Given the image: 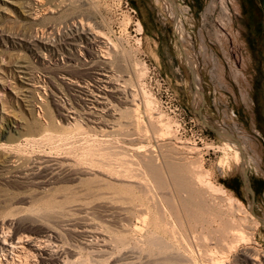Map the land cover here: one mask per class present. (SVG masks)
I'll list each match as a JSON object with an SVG mask.
<instances>
[{
	"label": "rangeland",
	"instance_id": "374dc122",
	"mask_svg": "<svg viewBox=\"0 0 264 264\" xmlns=\"http://www.w3.org/2000/svg\"><path fill=\"white\" fill-rule=\"evenodd\" d=\"M75 1L83 6L73 15L66 9L69 4ZM171 1L175 7H172L169 0H0V148L6 147L0 149V221L4 220L1 223L3 227L0 225V235L4 232L8 234L13 232V226L18 224L36 229L38 235H42L41 232L46 227L51 228L54 225L58 226L57 228H60L59 225L65 227L66 222L79 225L88 223L92 226L103 223L111 226L113 222L109 218L110 216L100 214L96 209L99 202L94 195L98 192L107 194L109 192L110 194L112 191L107 190L104 186L103 178L106 177L97 174V172L101 173L102 169L98 167V171L96 166L91 172L92 166L99 165L98 161L105 159L103 162H110L114 169L119 166L117 167L118 173H116V169V172H113L115 175L112 178L114 179L107 177L106 180L121 179L138 182L141 177L138 176L137 180L136 176L130 175L125 179L123 173L125 170L127 171V168L130 171V167L131 172H134V169L137 171V165L133 164L137 157L134 156L137 153H144L146 150H153L157 154L160 145L168 143L179 149L182 145L188 144L187 142L202 148L199 156L203 161V168L210 172V180L216 186L223 188L227 195L239 201L244 210L251 213L252 197L244 187V175L247 174L252 188L258 180L264 181V0ZM225 9L228 12L226 15ZM72 21H76V24L74 23L77 25L76 27L72 25ZM138 23L142 26L140 32L137 31ZM82 27H85L84 30L86 29L89 33L93 30L94 33L91 32V37L103 42L102 50L100 47L99 49L95 47L96 51H94L99 55V60L107 61L113 76L116 75L115 80L119 79V81L116 80L120 84L119 87L124 89L126 86L127 90H131L129 92L132 93L134 90L138 91L139 101L136 102L141 103L140 110L145 120V127H147L145 132L148 134L146 136V133L143 132L145 137L138 136L143 141L137 136L126 135L128 131L124 126L127 119L124 117L125 122H123L122 111H120L121 109L125 110V105L121 102L117 104L118 99H115V96L109 95L108 100L111 99V101L108 102L111 109L116 111L118 108V113L114 112L115 115L110 117L105 112L99 114L108 119L106 121L102 118V123L108 124L109 121H112L109 123H114L113 127L107 128L102 123L96 126L87 119L82 100L85 95L80 88L72 87L67 82L68 79L77 80L78 84L91 91L95 93L98 91L93 76L89 75L88 70L85 69L92 64L90 56L84 48L88 41L78 40V46L73 50H68L71 47L68 46L69 38L76 29L84 32ZM73 55L80 62L69 60V57ZM134 62H142L146 66L145 75L140 83L135 76L137 69ZM68 65L74 66L73 69L71 68L73 71ZM139 87H143L154 100V109L162 112L166 120L169 119L175 137L165 140L166 142L152 139V128L147 125L149 114L145 113L147 110L143 107V97ZM203 99L204 104H202ZM122 106L123 108H121ZM65 109H72L71 111L76 113L70 114L75 120L69 119V124L66 121V115L69 114ZM71 122L73 123L71 124ZM76 123L79 125H75ZM123 124L124 126H121ZM76 128H80L79 131ZM113 128H116L115 131ZM225 130L237 139L235 142L243 149L247 159L249 158L250 166L240 165L236 159H232L231 153L230 157L226 159L224 151L219 148L227 143L225 138L219 134ZM112 134L114 139L116 138L115 140ZM25 136L37 142H29L28 147L24 140ZM131 138L137 139L132 142ZM101 140L103 142H99ZM115 141L119 143L123 141L124 144L128 141L129 143L127 142L125 145L122 143L118 149L113 146V144L120 145ZM65 142L68 143V146L70 145L69 148L65 147ZM51 145L56 149H52ZM102 145L107 147L104 148ZM93 147H96L95 150ZM112 147L116 149L111 151ZM101 148L104 149L102 150L103 154L105 152L115 153V155L118 154L119 159L123 158L124 161L120 159L123 162H118L119 159L116 156L117 159L114 160L112 154H109V157L106 156V153L104 155L107 159H102V156L99 157L100 159L95 158L97 154H101L94 152L97 150L102 152ZM125 149L127 154L124 153ZM141 149L144 151L140 152ZM183 149L180 150L186 152ZM120 150L123 153L122 151L120 153ZM18 152H27L26 156L31 159L43 157L60 161L61 166L63 165L65 169H62L61 175H57L59 177L56 176L53 180L49 179L55 183L48 181L47 185H44L46 188L21 182L20 179L14 177L17 174V169L15 168V171L11 169L4 158L14 156ZM94 154L95 157L92 158ZM76 156L82 161L84 159V163L81 160L76 161ZM81 156L82 158H80ZM109 158L113 159L109 161ZM85 159L88 162L86 166H84L87 163ZM92 159L95 160L94 164H91ZM127 159L130 160V163H127ZM106 160L108 161L106 162ZM226 160L229 161V164L226 163ZM112 161L115 164H112L114 163ZM78 162L82 165L79 166ZM95 162L97 163L95 164ZM67 164L68 168L66 169ZM122 165L126 166L125 170ZM83 168L82 175L79 174L75 177V173L83 171ZM105 168L114 171V169H110L111 167ZM61 177L65 182H59ZM94 177L97 181L100 180L99 182L103 186L96 183ZM89 178L93 181L91 182ZM66 186L71 189L73 187L74 191L71 192ZM58 188L60 191L56 192ZM64 188L70 190H68L69 195L67 191L63 190ZM53 204L55 207H52ZM57 205H61V207ZM76 206H80V208L83 206L81 209H85L84 212L82 210L74 211ZM62 208L64 210L62 212L65 214L58 213ZM91 208L92 210H89ZM52 210H56L58 214H54L56 212ZM254 211L256 215H253L254 217L259 216L264 220L263 194L255 198ZM72 212L74 213L72 214ZM61 214H64L65 217ZM138 221L140 222V219L137 220V225L143 224L142 221L140 223ZM111 227L113 228L114 225ZM2 228L4 230L8 228L7 232H3ZM65 236L62 238L65 242V251L71 250L69 258L74 260L78 257L77 252H73L74 248L71 246L74 239L72 237L70 239L67 233ZM254 241L255 247L264 251L263 225L258 227ZM244 248L246 245L241 246L242 250ZM85 252L82 251V257H84L82 259L86 260L84 264H160L156 258L144 256L145 253L144 255L138 254V256L135 254V257L128 256V260L126 257H123L126 259H122L120 256V260L119 255L115 252L112 255L113 258L108 257L111 254H105L108 256H95L96 259L93 260V257ZM99 257L102 259H98ZM138 257H140L139 260ZM89 258L93 261H89Z\"/></svg>",
	"mask_w": 264,
	"mask_h": 264
},
{
	"label": "bare ground",
	"instance_id": "6f19581e",
	"mask_svg": "<svg viewBox=\"0 0 264 264\" xmlns=\"http://www.w3.org/2000/svg\"><path fill=\"white\" fill-rule=\"evenodd\" d=\"M169 1L172 3V7L173 6L175 7L173 2L171 0H169ZM165 3H166V1H165ZM82 6H83V4L77 3V1H75V2H72L71 4H69V7L66 9V11H69L73 14L77 10H79ZM227 13L228 12L225 9V15ZM177 19H178V16H177ZM76 21H78V20H76ZM80 21L83 23V25H85L84 22L82 21V19H80ZM75 22H73L72 25H75L76 24ZM87 25H90V24H87ZM76 26L77 25H75V27ZM80 26H81V24H80ZM70 27H68V28H70ZM84 28H83V30H84ZM141 30H142V26L140 23H138L137 31L140 32ZM91 32L90 33L87 32L86 29L84 30V32H81L78 29H76L75 33H73L71 38H69L68 46L70 45L71 47L69 46L70 48H68V50L75 49L78 46V40L82 41L83 39H85L86 41H88V43L86 44L87 46H84V48H85V51L87 52V54H89L90 62L92 64L89 66L86 65L87 67H85V69L88 70L89 75L91 74V76H93L94 82H96L98 91H97V93H95L94 91H91L87 87L78 84L77 80L75 81L73 79H68L69 81H67V82H69V85L72 87L80 88L83 95H85V98L82 100H83V107H84L85 113L88 116L87 117L88 121L92 122L93 124H96V126H97V124L102 123L101 120H102V118H104L103 115H99L100 112H103V113L105 112L106 114L108 113L109 115L108 114L107 115L109 117L114 116L115 115L114 112L118 113V110H117L118 108L116 109V111H115V109H111L112 107L109 106L110 104L108 102V101H111V99L108 100L109 95L115 96V99L116 98L118 99L117 104L119 102H121L122 104L127 106L126 108L124 106L125 110H122V109L120 110V111H122L121 116H123V117H121V119L123 118V122H125L124 117L127 119L125 126H124V124L121 125V126H124V128L126 127L128 129V130L126 129V131H128L126 135L129 137H132V136L136 137L137 136V138H139L140 136L145 137V133H146L145 131H147L146 130L147 127H145L146 126L145 120H144V118L141 114V110H140V108H141L140 104L141 103L136 102L137 100L139 101V98L137 97L139 95L137 93L138 91L134 90V92L132 93V92H129L131 90H129V91L127 90L126 86L124 87V89H121V86L119 87L120 84H118L116 82V80L119 81V79L115 80L114 77L116 75L113 76V74L111 72L112 69L108 65L107 61L105 62L103 60L104 62H102L101 60H99V55H97V53L95 52L96 51L95 47H98V49L100 47V49L102 50L103 47H101V44L103 45V42L100 40H97V38L91 37V35H92ZM93 33H94V31H93ZM101 35H103V34H101ZM111 44H113V43L111 42ZM101 50H100V52H101ZM105 51L106 50H104V52ZM110 52H108V53H110ZM101 55L104 56L103 54H101ZM75 57L76 56L73 55L72 57H69V60L79 61V59L77 57L76 58ZM103 58H105V56ZM135 59H136V57H135ZM120 62H121V60H120ZM125 63H127V62H125ZM134 63H135L134 66H136V69H137L135 72V74H136L135 76L138 79V83H140V81L142 80V78L145 75L146 66H144L145 64H143L142 62L141 63L134 62ZM119 64H121V63H119ZM68 66H70V65H68ZM73 67L70 66L69 67L70 70H72ZM77 70H78V68H77ZM72 71H70V72H72ZM76 72H80V71H76ZM81 73H83V72H81ZM83 75H85V74L83 73ZM70 76H71V74H70ZM140 85L141 84H139L138 86H140ZM122 86H124V85H122ZM130 88H131V86H130ZM139 89L141 90L140 93L143 97V100H142L143 107H145V109L147 110L145 113L149 114L148 120H147L149 123L147 122L148 123L147 125H148V127L150 126V128H152V135H151L152 139H155L156 141L160 142V141H165V140L172 139L173 137H175V135H174L175 133H173V129H172L171 123L169 122V119L166 120L164 117V114H162V112L156 111V108L154 109V106H153L154 100L143 89V87L142 88L139 87ZM198 92H199V90H198ZM121 108H123V106ZM71 110L70 109L66 110V112H68V114H69V115H66L67 116L66 121H68V124L70 123L69 119L75 120V118L73 116H71L70 114L74 115L76 113H75V111H71ZM115 118H117V117H115ZM104 119H106V118H104ZM121 119L119 118V120H121ZM110 120H112V119H110ZM106 121H108V119H106ZM115 121H116V119L114 120V122ZM103 122H104V120H103ZM109 122H112V121H109ZM109 122H108V124L107 123L106 124L102 123V124L106 125L105 127H107V128H112L114 123L112 124ZM72 123L73 122H71V124ZM75 125H79V124L76 123ZM80 126H81V124H80ZM208 127H210V126H208ZM80 128L82 129V126ZM77 129L78 128H76V130ZM79 129L77 131H79ZM115 129H114V131H115ZM120 129H121V127H120ZM100 130H102V129H100ZM125 132H123V133H125ZM143 132H145V133H143ZM219 134L223 138H225V140L227 141V143H225V145L223 144L222 147H219L222 151H224L226 159H228L230 157L229 155L231 153L232 159H236L237 162L242 166L246 165L245 160H243V158L241 157V151H243V149L237 145L238 143L235 142L233 135L229 132H226V130H225V132H219ZM109 135H107L108 138H109ZM147 135L148 134L146 133V136ZM100 136H102V135H100ZM104 137H106V135H104ZM148 137H150V136H148ZM110 138L112 139V137H110ZM124 138L126 139V137H124ZM113 139H114V135H113ZM118 139L120 141L121 137ZM136 139L131 138V140H133L132 142H134ZM139 139H141V138H139ZM24 140H25L27 145L29 142H33V143L37 142L36 140H34V141L30 140L27 136H25ZM37 140H38V138H37ZM102 140L99 142L104 141V140L103 141ZM131 140H129V141H131ZM109 141H111V140H109ZM107 142H108V140H107ZM115 142L117 144H120V145L116 146V144H113V146L119 149L122 146L121 144L123 143V141H122V143H119L118 141H115ZM127 142L125 144H127ZM96 143H98V142H96ZM187 143L188 144H184L180 147V149L184 148L186 150V152L181 151L176 146L169 145V143L163 144L162 146L160 145L158 153L156 151L157 154H155V152L153 150L144 151L143 149H141L140 152L144 151V153H137L136 156H134V157H137V160L135 161L136 163L135 162L133 163V164L137 165V171L134 169V167L132 168V170L134 169V172H131V167H130V171L128 168L126 171L125 170L126 166H123V165L122 166L124 167L125 171L124 172L121 171L124 173L125 179H127L126 177H129L130 175L136 176L137 180L139 177H141V180L138 182H134L132 180L131 181L121 180V179L120 180L117 179L116 181L106 180L107 177L110 179H114V178H112L115 175L113 172H116L117 167H119V166H117V167L115 166L116 167L115 168L116 171H115L114 167H112L110 165V162L109 163L107 162L108 160H106L107 163H104L105 162L104 158H106L104 154L106 152L103 154V151H102V150H104V149H102L104 147L103 145H102L103 147L101 148V150L99 149L102 152H98V150L96 152L92 151L94 153H100L101 154V155L97 154L98 157L97 156L95 157V154H94V156L92 158L95 157V158L100 159L99 157L102 156L101 158L104 159L103 160L104 162L102 160L98 161L99 165L92 166L91 172L93 171V167L97 166L96 168H98V167L101 168L102 169V172L100 171L101 173H98L97 171L96 172H97V174H101L102 176L104 175L106 177L105 179L102 177L104 180V186L107 188V190L110 189L112 191V193H110V194H109V192H108V194L103 193V192L102 193L96 192L97 194L95 193L96 195H94V196L97 197V201L99 202V203L97 202L98 205H97L96 209H98L100 214H103L105 216H110L109 218H111L112 222L114 223V224L112 223L114 225V227L113 228L111 227V226H113L112 224H111V226H109V224L107 226L106 224H103V223H102V225L92 226V225H89L88 223L86 224L83 222H82L83 224H80V225L66 222L65 227H64V225H63V227H61V225H59L60 228H57L58 226L55 227V225L52 227L49 226L51 228L46 227V229H44L41 232L42 235L36 234V232H38V231H36V229L34 230V228H32V227L24 226V224H22V226H20V224H18L19 226L18 225L13 226L14 229H13V232H11L13 234L5 233L4 231L8 230V228L6 230H4L2 228V230L5 234L2 233V235H0V257H1L0 264H84L86 260H83L84 257H82V255H83L82 251H86L87 254L91 255V257H93V260L96 259L95 256H100V255L105 256V254H111L109 256L108 255L105 256V257L108 256L110 258V257H112L113 253L115 254V252H116L117 255H119L118 258H120V260H121L120 256H122V259H126L128 256L132 257L135 254H137L136 256H138V254L144 255V253H145L144 256H146V255H147L146 257L150 256L152 259L154 257L160 261V264H264V251H260L257 247H255V241H254V236L256 234L258 227L261 225V223H260L261 220H259L258 217H254L255 215L253 216L251 213L244 210L241 207V204L239 201H237V200H235V198L227 195L226 191L223 188L216 186L210 180V172L203 168V161H202L201 157L199 156L202 148H199L196 144H193V143L191 144L190 142H187ZM57 144L59 145V142H57ZM57 144H56V147H57ZM63 146H64V144H63ZM69 146H68V143L65 144V147L69 148ZM128 146H129V144H128ZM4 147L5 146H3V148L2 147L1 148L4 149ZM28 147H29V145H28ZM56 147H52V145H51L52 149H56ZM105 147H107V146H105ZM109 147H110V145H109ZM114 147H112L113 149H111V151L116 149V148L114 149ZM124 147H122V148L124 149ZM33 148H35V147H33ZM90 148L92 149V147H90ZM95 148L93 150H95ZM132 149H133V147H132ZM136 149H139V148H136ZM11 150H12V148H11ZM17 150H18V147H17ZM133 150H135V149H133ZM52 151H50V152L52 153ZM121 151L122 150H120V153H121ZM124 151H125L124 153L127 154V152H126L127 150L125 149ZM130 151H131V149H130ZM26 153L18 152V154L14 155V156H7V157L3 156L4 158H6L5 162L9 164V167L11 169H14V171L17 169L16 170L17 174H15L14 177L20 179L21 182L36 184V187H37V185H40L41 187L44 185L46 186L47 185L46 183H48V181L53 180L54 177H56L58 174L61 175L62 169H65V168H63V165L61 166L60 161L45 159L43 157L31 159L30 157L26 156ZM116 153H119V152L116 151ZM122 153H123V151H122ZM134 153H136V152L134 151ZM91 154L93 155V153H91ZM91 154H90V156H91ZM109 154H110V152H109ZM109 154L106 153V156L108 155L110 157V155L112 154V156H114V160H116L118 158L117 157L118 154H116V155H115V153H111L110 155ZM128 154H129V151H128ZM7 155H9V154H7ZM49 155H50V153H49ZM50 156L53 157L52 155H50ZM82 156L80 158H82ZM115 156L117 158H115ZM130 156H131V154H130ZM132 158H130V159H132ZM76 159H77L76 161L81 160V159H78L77 156H76ZM111 159H113V158H111ZM111 159L109 158V161ZM120 159L118 162H121ZM87 160H88V158H87ZM121 160L124 161L123 158ZM83 161H84V159H83ZM94 161L95 160L92 159L91 164H94ZM127 161H128L127 163H130L129 159H127ZM132 161H134V160H132ZM85 162H87L86 159H85ZM112 162H114V161H112ZM96 163L97 162H95V164ZM125 163H126V161H125ZM226 163L229 164V161L226 160ZM78 164H79V166L82 165L80 162H78ZM87 164H88V162L86 164H84V166H86ZM91 164L89 162V165H91ZM112 164H115V162ZM247 164H248V166H250L249 158L247 159ZM129 166H130V164H129ZM70 167H72V166H70ZM73 167H74V165H73ZM105 167H108V168L111 167L110 169H114V171H110L108 168H107L108 170H106ZM10 168L9 169L7 168V169L10 170ZM67 168H68V164H67L66 169ZM74 168H76V166ZM99 168H98V171H99ZM77 169H79V168H77ZM89 169H91V168H89ZM87 171H89L88 168H87ZM67 172H68V170H67ZM73 172H75V170H73ZM82 172H84V168H83V171L80 170L77 173H75L76 174L75 177L78 176L79 174L82 175ZM89 173H90V171H89ZM89 173H87V174H89ZM116 173H118V171ZM5 174H7V173H5ZM72 175H73V173H72ZM119 175L120 174H118V176ZM89 176H91V175H89ZM57 177H59V176H57ZM95 177H96V175H95ZM95 177H94V179L96 180L97 177L96 178ZM70 178H72V177H70ZM79 178H80V176H79ZM121 178H123V177H121ZM49 179H51V180H49ZM91 179H93V178H91ZM91 179H90V181H91ZM62 181H64L63 178L61 179V181L59 180V182H62ZM75 181H76V179H75ZM99 181L96 180V183L97 182L100 183ZM51 182L55 183L53 181H51ZM88 182H89V180H88ZM91 182H89V183H91ZM86 185H87V183H86ZM91 185H92V183H91ZM100 185L103 186L102 183H100ZM45 186H44V188H46ZM66 187H68V186H66ZM92 187H93V185H92ZM62 188H63V186H62ZM58 189H56V192L60 191V189L59 190ZM69 189L71 190V192L74 191L73 187H72V189H71V187ZM69 189L66 190L64 188L63 190L67 191V194H68ZM52 193H53V191H52ZM65 194H66V192H65ZM90 194H92V193H90ZM72 196L77 198L75 195H72ZM84 198H86V197H84ZM71 201H73V200H71ZM70 204H73V203H70ZM57 206L61 207V205H57ZM86 206H85V208L87 209ZM52 207H55L54 204ZM93 207H95V206H93ZM63 208L61 209V211L59 210L60 212H58V213H61ZM72 208H74V207H72ZM81 208H80V206H76L74 211L82 210L84 212L85 209H81ZM89 210H92V208ZM53 212H56L54 214H58L56 210ZM87 212H85V213H87ZM62 213H64V212H62ZM73 213L74 212H72V214ZM64 214H61V215L64 216ZM77 214H81V213H77ZM7 215H8V213H7ZM74 217H75V214H74ZM109 218L107 219L108 221H109ZM139 219H140V222L142 221V223H143L142 225L140 224V226L136 224L137 220H139ZM107 220H105V221H107ZM2 222L0 221V225ZM61 223H62V221H61ZM79 223H81V222H79ZM55 224H56V222H55ZM100 224H101V222H100ZM1 226L3 227V224ZM0 229H1V227H0ZM65 233H67L70 236V239H71V237L74 239V242L71 243V246L74 248L73 252H77V254H78V257L75 258L74 260H70V258H69L70 257L69 251H71V250L68 249L69 250L68 252L65 251V249H66V247H64L65 242L62 240V238L65 236ZM64 240H65V238H64ZM69 242H72V241H69ZM242 245H246V248H244L243 250L241 249ZM123 257H126V258H123ZM140 257H138V260ZM109 258H107V259H109ZM98 259H102V257H99ZM87 260H88V258H87ZM91 260L89 258V261H91ZM127 260H128V258H127ZM88 264H90V263H88ZM100 264H102V263H100ZM133 264H135V263H133Z\"/></svg>",
	"mask_w": 264,
	"mask_h": 264
},
{
	"label": "water",
	"instance_id": "95a60500",
	"mask_svg": "<svg viewBox=\"0 0 264 264\" xmlns=\"http://www.w3.org/2000/svg\"><path fill=\"white\" fill-rule=\"evenodd\" d=\"M202 95H203V92H202ZM204 99L202 101V104H204ZM204 120V119H203ZM205 121V120H204ZM235 140H237L235 137H234ZM241 157L243 158V160H245L246 162V166H248L247 164V157L245 155V153L243 151H241ZM244 181H245V189L250 193L251 197H252V202H251V213L252 215H255V211H254V191H253V188L251 187V184H250V181L248 179V176L247 174L245 173L244 175ZM256 216V215H255Z\"/></svg>",
	"mask_w": 264,
	"mask_h": 264
},
{
	"label": "flooded vegetation",
	"instance_id": "af4514ba",
	"mask_svg": "<svg viewBox=\"0 0 264 264\" xmlns=\"http://www.w3.org/2000/svg\"><path fill=\"white\" fill-rule=\"evenodd\" d=\"M253 191H254V201H255V198L259 197V196H262V194L264 195V181L262 179L258 180L256 183H255V186L253 188ZM259 220L260 223H261V226L263 225L264 226V220L259 217Z\"/></svg>",
	"mask_w": 264,
	"mask_h": 264
}]
</instances>
